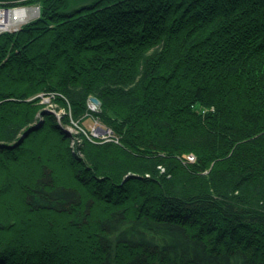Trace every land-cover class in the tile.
<instances>
[{
    "label": "trees",
    "instance_id": "obj_1",
    "mask_svg": "<svg viewBox=\"0 0 264 264\" xmlns=\"http://www.w3.org/2000/svg\"><path fill=\"white\" fill-rule=\"evenodd\" d=\"M0 3V264H264V0Z\"/></svg>",
    "mask_w": 264,
    "mask_h": 264
},
{
    "label": "rangeland",
    "instance_id": "obj_2",
    "mask_svg": "<svg viewBox=\"0 0 264 264\" xmlns=\"http://www.w3.org/2000/svg\"><path fill=\"white\" fill-rule=\"evenodd\" d=\"M10 8V7H29L31 8V13L29 15H24V21L22 20L19 23H14L13 27H11L9 30H5V31H16L18 30L22 25L28 23L29 21H32L33 19H36L37 17H39L40 12L37 11V7H40V11H41V6L37 3H33V4H20V5H16V6H7L4 5L2 3H0V8ZM34 11V12H33ZM18 27V28H16ZM5 31H0L1 32H5ZM49 93H38L36 95L30 96L27 99L28 100H32L35 99L37 97H40L41 101L40 103L44 105V110L49 112V113H55L57 116V124L59 125L60 129H62V131L65 133V136H69L71 137L70 139V146L74 147L75 149H78V146L81 144H83L84 140L87 139L90 142L96 141L95 139H98L97 141H115L117 142L118 139H114V132L112 131L111 128H108L106 125L103 124L102 121H100V119L94 117L93 115H89L88 113L84 114L85 116H83V118L81 119V121L75 120L72 118V112L69 110H65V109H61L59 111L56 110V106L51 102L52 100V95H50ZM54 96V95H53ZM95 97V96H92ZM97 98V97H96ZM91 99V98H90ZM89 99V100H90ZM99 99V98H98ZM100 100V99H99ZM101 104V101H100ZM96 105L95 109H98V107L100 106ZM90 106V105H89ZM64 113H68V115L70 116V123H64L63 121H61V115ZM40 117L43 119V116L40 113ZM24 131V129H23ZM23 131L20 132L19 136H23ZM57 136V135H55ZM27 141V140H26ZM96 141V142H97ZM80 151V148L78 149ZM11 153V152H9ZM81 154V151H80ZM187 158L190 161H194L196 159V157L194 155H188ZM162 171H164V169L162 168ZM208 172V170H207ZM122 183H124V180L122 181Z\"/></svg>",
    "mask_w": 264,
    "mask_h": 264
},
{
    "label": "built area",
    "instance_id": "obj_3",
    "mask_svg": "<svg viewBox=\"0 0 264 264\" xmlns=\"http://www.w3.org/2000/svg\"><path fill=\"white\" fill-rule=\"evenodd\" d=\"M29 7L0 8V31L9 30L14 23L24 21V15H28ZM18 28V27H16Z\"/></svg>",
    "mask_w": 264,
    "mask_h": 264
},
{
    "label": "water",
    "instance_id": "obj_4",
    "mask_svg": "<svg viewBox=\"0 0 264 264\" xmlns=\"http://www.w3.org/2000/svg\"><path fill=\"white\" fill-rule=\"evenodd\" d=\"M36 9H37V11L40 12V7H37ZM99 104H100V100L96 97H91V99L89 100V105L93 109H95V106L99 105Z\"/></svg>",
    "mask_w": 264,
    "mask_h": 264
},
{
    "label": "bare ground",
    "instance_id": "obj_5",
    "mask_svg": "<svg viewBox=\"0 0 264 264\" xmlns=\"http://www.w3.org/2000/svg\"><path fill=\"white\" fill-rule=\"evenodd\" d=\"M34 12V11H33ZM29 13V15H30V13H31V10L28 12Z\"/></svg>",
    "mask_w": 264,
    "mask_h": 264
}]
</instances>
